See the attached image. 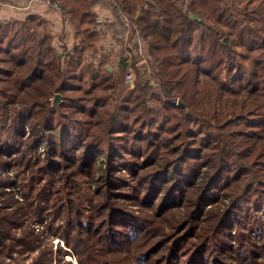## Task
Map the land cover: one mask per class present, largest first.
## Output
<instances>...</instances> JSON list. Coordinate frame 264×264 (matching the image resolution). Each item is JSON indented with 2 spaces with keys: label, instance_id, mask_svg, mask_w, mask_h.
<instances>
[{
  "label": "trees",
  "instance_id": "1",
  "mask_svg": "<svg viewBox=\"0 0 264 264\" xmlns=\"http://www.w3.org/2000/svg\"><path fill=\"white\" fill-rule=\"evenodd\" d=\"M117 1L158 87L126 83L122 54L108 68L96 45L126 27L98 23L90 0L62 1L61 53L40 14L0 20V264H264V0H232L254 23L228 0ZM72 166L78 209L54 179Z\"/></svg>",
  "mask_w": 264,
  "mask_h": 264
},
{
  "label": "rangeland",
  "instance_id": "2",
  "mask_svg": "<svg viewBox=\"0 0 264 264\" xmlns=\"http://www.w3.org/2000/svg\"><path fill=\"white\" fill-rule=\"evenodd\" d=\"M1 1V0H0ZM63 0H48V3L51 5V3L55 2L56 4H58L59 6V10L58 13L63 17V19L65 20L66 23V27L60 29L59 31L56 32H52V29L48 26V32L50 33V35L52 36V40L51 43L52 45L55 47V49L57 50L58 53H61L63 48H70L73 45V41H71V43H67L65 41L66 37L68 36V34H70L73 37V27L72 25L68 22L67 18L64 16V12H63V7H62V2ZM95 0H90V9L92 8V2ZM98 2V0H96ZM119 5H121L117 0H115ZM3 2V1H1ZM14 2V0L12 2H3L5 3V5H10ZM224 6H228L231 9V13L233 12L235 15H237V17L241 18V20H248L252 19L250 16H248L247 13H245L244 10H242L241 6H234L232 3V0H228L226 2H223ZM223 5V4H222ZM232 6L234 8H232ZM114 7L115 5L112 2H107L104 3V8H106L108 11H110L111 13L114 12ZM122 7V6H121ZM94 10V8H93ZM124 10V9H123ZM92 11V9H91ZM245 13V14H244ZM93 16L96 18V20L98 21V23L103 24L104 18L99 16V12H97V9L94 10L92 12ZM242 15L244 16L242 19ZM124 16L123 18L120 17V22L118 21V19H116V17H109L111 18V21L114 25L115 28H120L122 27H131L134 30H136L134 27V24H132L131 19L129 14L124 10ZM107 18V17H106ZM233 20V19H232ZM252 22L254 23V20L252 19ZM105 38L103 40V42H105L107 39H114V34L112 33L111 30H105ZM67 33V34H66ZM55 34H57V36H55ZM133 36V35H132ZM56 37V38H55ZM132 38H128L131 40H127V43H133L134 41H132ZM139 38L141 40V45H139V56L137 55H131L129 57H126V60L124 59V56H121V52L119 51V44L121 43V45H124V43L122 41H117L115 44L112 43H105L104 45H102L101 47H98V44L96 45V50L100 51L103 50V52H106L108 55V66H110L112 69L113 67L116 68V66L118 65V61L120 60L121 57H123L126 65H127V72L124 76V81H125V77L127 75L128 72L131 71L132 73V81L131 82H126L129 84H133L134 80H135V74L136 75H140L139 77H143L145 78V80H148L150 84H152L155 87L159 86L160 81H158L156 74L154 72V61L155 58L153 56V54L148 51L145 47H144V40L142 38V36L139 34ZM131 43V44H132ZM98 48V49H97ZM121 56V57H120ZM67 57V56H65ZM62 60L64 59V57H61ZM122 59V60H123ZM148 59L149 62V74H151V76H147L144 72L143 69L141 68L142 62ZM213 76L215 77L216 81L218 82V84H222L221 78L219 76V74L217 73V71L215 70L213 72ZM54 97V95H52L49 98V101L51 104L52 103V98ZM99 138L103 141L106 140V136L105 135H101L99 136ZM76 166H72V167H67L65 169V172H59L56 175H54V179H55V185L57 186L58 189L61 190L62 194H66L69 193L70 196L73 198V203L76 204L75 207L73 209H78L80 204L82 203V200L84 198V194H80V191H83V184L84 180H86V175L82 174V173H76ZM15 170H19V177L17 178V186H13V191H11V193H15L18 197L23 198L25 201H27V197L26 195V188H25V181L27 180V178L23 179V175L28 176V172H21L19 168L10 165L7 169H5L4 171H2V174H7L9 177H11L12 179H15ZM14 194V195H15ZM101 218V215H97V213L95 212V220L94 223L92 225V230L91 233L94 234V238L97 236L96 232L94 231L95 228H99L101 225L99 224V219ZM40 227H43L44 229L49 230V227L47 226V221H42L40 222ZM56 237V236H55ZM42 240L46 239L44 236L41 237ZM60 241L62 244V241L60 239V237H56L55 242ZM36 253V252H34ZM63 260H69L71 263L77 264L74 255L72 254H68V255H63L62 257ZM33 260H34V254L31 257H24L23 258V262L25 264H33Z\"/></svg>",
  "mask_w": 264,
  "mask_h": 264
},
{
  "label": "crops",
  "instance_id": "3",
  "mask_svg": "<svg viewBox=\"0 0 264 264\" xmlns=\"http://www.w3.org/2000/svg\"><path fill=\"white\" fill-rule=\"evenodd\" d=\"M93 8L94 10L97 9V12L100 13L99 16L104 18V21L109 23L112 21L111 18H109L112 14L104 8L103 3L101 4L95 0L92 2V12L94 11ZM29 13H37L45 17L48 20V24L52 29V32L59 31L67 26L63 17L56 10L51 8L49 3H47V0H14L12 4L0 7V20L8 19L9 17L22 19ZM55 36H57V34H55ZM108 40H110V38L106 41ZM65 41L67 43H71V41H73V37L68 34ZM105 42L101 40V45Z\"/></svg>",
  "mask_w": 264,
  "mask_h": 264
},
{
  "label": "built area",
  "instance_id": "4",
  "mask_svg": "<svg viewBox=\"0 0 264 264\" xmlns=\"http://www.w3.org/2000/svg\"><path fill=\"white\" fill-rule=\"evenodd\" d=\"M99 3H107V2H112L115 7H114V12L113 14H119L120 16L125 17L124 16V10L123 8L121 7V5H119L115 0H98ZM47 3H48V0H47ZM3 5H5V3L1 2L0 1V7H2ZM50 5V4H49ZM51 8H53L54 10H56L58 12L59 10V6L58 4H56L55 2L51 3ZM133 35V36H132ZM132 38V41H134L132 44L131 43H127V40H131V39H128V38ZM117 41L116 38L115 40L113 39H110L108 41H106L105 43H112L115 44ZM120 41H122L124 43V45H122V56L125 57V60H126V57H129L131 55H137L139 56V45H141V40L139 38V33L134 30L133 28L131 27H126V30H125V33L122 35V37L120 38ZM103 43V45L105 44ZM149 62H148V59H145L143 62H142V65H141V68L143 69V72L147 75V76H151V74H149L148 72L150 71L149 70ZM125 81L126 82H131L132 81V73L131 71L127 73L126 77H125Z\"/></svg>",
  "mask_w": 264,
  "mask_h": 264
},
{
  "label": "water",
  "instance_id": "5",
  "mask_svg": "<svg viewBox=\"0 0 264 264\" xmlns=\"http://www.w3.org/2000/svg\"><path fill=\"white\" fill-rule=\"evenodd\" d=\"M108 68L110 69L111 67L108 66ZM59 101H60L59 93H55L54 97L52 98V103L59 102ZM178 103L184 106V104L181 101H178Z\"/></svg>",
  "mask_w": 264,
  "mask_h": 264
}]
</instances>
